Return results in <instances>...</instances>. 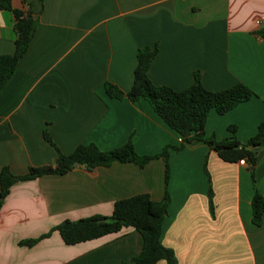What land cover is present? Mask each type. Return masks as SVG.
<instances>
[{
	"label": "crops",
	"instance_id": "0c3cea01",
	"mask_svg": "<svg viewBox=\"0 0 264 264\" xmlns=\"http://www.w3.org/2000/svg\"><path fill=\"white\" fill-rule=\"evenodd\" d=\"M38 27L16 71L0 91V170L14 174L56 163L57 148L72 153L93 142L108 151L131 140L140 154H156L182 138L146 100L110 97L106 82L128 92L137 53L158 46L151 80L183 90L200 72L213 91L244 83L256 96L225 114L210 113L206 136L246 142L264 120V0H43ZM26 8L24 0H12ZM258 21H260L258 23ZM13 11L0 10V55L15 50ZM171 201L162 243L177 264H264V219L252 223L254 194L248 165L222 160L205 142L170 153ZM205 164L207 171L205 170ZM166 164L116 161L16 183L0 208V264H124L140 253L134 228L66 244L62 221L111 215L115 202L137 194L165 196ZM214 213L209 206L208 173ZM256 186L264 195V145ZM156 264H167L160 260Z\"/></svg>",
	"mask_w": 264,
	"mask_h": 264
},
{
	"label": "trees",
	"instance_id": "16d2710c",
	"mask_svg": "<svg viewBox=\"0 0 264 264\" xmlns=\"http://www.w3.org/2000/svg\"><path fill=\"white\" fill-rule=\"evenodd\" d=\"M26 8H14L12 0H0V10L13 11L16 32L15 50L12 54L0 55V91L12 77L20 60L27 53L38 27L39 15L43 10V0H24ZM264 37V28L257 31ZM158 53V46H145L137 53V65L134 70V82L128 92L122 91L117 85L106 82L105 89L110 97L122 99L128 97L132 102L146 100L154 112L182 138L180 145L169 144L156 154H140L133 142L129 140L122 146L104 151L95 143L80 144L69 154L60 151L47 131L46 140L52 143L58 151L56 163L48 166L30 167L25 174H14L7 166L0 170V208L11 188L20 181L36 179L47 174H65L75 167V163L88 169L99 166H109L116 161L135 162L145 166L155 158H163L166 164L165 196L160 201H154L149 194H137L115 202L111 215H94L77 220L66 219L53 227L49 232L37 237L26 239L20 244L33 246L41 239L48 237L55 230L68 245L98 239L112 233H118L124 228H134L143 238V246L139 254L124 264H156L166 260L167 264H177L173 249L162 243L164 221L168 215L171 196L168 191L170 180V151L181 150L186 144L198 142L207 143L218 156L230 163L245 159L250 169L254 194L251 200L252 223L261 226L264 219V195L256 186V166L259 160V150L264 145V120L258 124L256 133L246 142L237 136L238 127L229 126L230 136L216 139L206 136L205 128L212 111L225 114L242 102L256 96V92L244 83H237L227 89L213 91L207 89L201 80L199 71L194 73V82L183 90H177L169 85L155 84L149 70ZM205 170L207 167L205 164ZM208 173V172H207ZM208 196L210 211L214 213L213 189L208 173Z\"/></svg>",
	"mask_w": 264,
	"mask_h": 264
},
{
	"label": "built area",
	"instance_id": "2783aa9c",
	"mask_svg": "<svg viewBox=\"0 0 264 264\" xmlns=\"http://www.w3.org/2000/svg\"><path fill=\"white\" fill-rule=\"evenodd\" d=\"M260 21H258V23H259ZM242 165H247V162H246V160L245 159H241L240 161H239Z\"/></svg>",
	"mask_w": 264,
	"mask_h": 264
},
{
	"label": "rangeland",
	"instance_id": "374dc122",
	"mask_svg": "<svg viewBox=\"0 0 264 264\" xmlns=\"http://www.w3.org/2000/svg\"><path fill=\"white\" fill-rule=\"evenodd\" d=\"M181 143H182V142H181ZM181 143H180V144H181ZM177 146H178V145H177ZM171 151H181V150H173V149H172ZM171 151H170V153H171ZM168 161H170V156H169ZM169 166H170V162H169ZM170 171H171V168H170Z\"/></svg>",
	"mask_w": 264,
	"mask_h": 264
},
{
	"label": "water",
	"instance_id": "95a60500",
	"mask_svg": "<svg viewBox=\"0 0 264 264\" xmlns=\"http://www.w3.org/2000/svg\"><path fill=\"white\" fill-rule=\"evenodd\" d=\"M74 165H78V163H75Z\"/></svg>",
	"mask_w": 264,
	"mask_h": 264
}]
</instances>
